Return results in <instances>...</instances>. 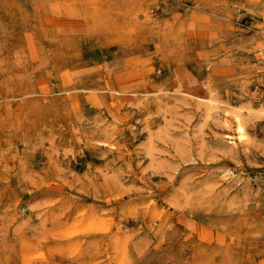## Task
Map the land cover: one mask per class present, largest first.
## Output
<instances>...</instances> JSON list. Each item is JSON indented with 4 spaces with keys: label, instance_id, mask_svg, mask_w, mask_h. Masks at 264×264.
Masks as SVG:
<instances>
[{
    "label": "rangeland",
    "instance_id": "rangeland-1",
    "mask_svg": "<svg viewBox=\"0 0 264 264\" xmlns=\"http://www.w3.org/2000/svg\"><path fill=\"white\" fill-rule=\"evenodd\" d=\"M0 264H264V0H0Z\"/></svg>",
    "mask_w": 264,
    "mask_h": 264
},
{
    "label": "bare ground",
    "instance_id": "bare-ground-1",
    "mask_svg": "<svg viewBox=\"0 0 264 264\" xmlns=\"http://www.w3.org/2000/svg\"><path fill=\"white\" fill-rule=\"evenodd\" d=\"M235 116V115H234ZM238 117V116H237ZM236 119V118H235ZM236 125V129H237V133H238V137H240V139L243 137V135H244V130H243V126H242V124L239 122V121H237V124H235Z\"/></svg>",
    "mask_w": 264,
    "mask_h": 264
}]
</instances>
